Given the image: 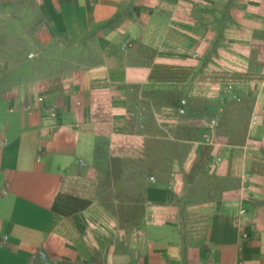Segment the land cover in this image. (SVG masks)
Returning a JSON list of instances; mask_svg holds the SVG:
<instances>
[{"label":"crops","instance_id":"obj_1","mask_svg":"<svg viewBox=\"0 0 264 264\" xmlns=\"http://www.w3.org/2000/svg\"><path fill=\"white\" fill-rule=\"evenodd\" d=\"M0 264H264V0H0Z\"/></svg>","mask_w":264,"mask_h":264},{"label":"built area","instance_id":"obj_2","mask_svg":"<svg viewBox=\"0 0 264 264\" xmlns=\"http://www.w3.org/2000/svg\"><path fill=\"white\" fill-rule=\"evenodd\" d=\"M219 124V119L218 118H211L206 122V126L213 131ZM151 181H154L153 178H150ZM243 213V211H242Z\"/></svg>","mask_w":264,"mask_h":264}]
</instances>
